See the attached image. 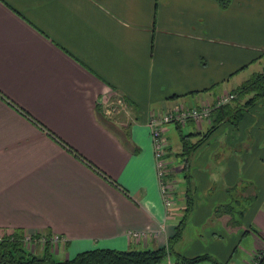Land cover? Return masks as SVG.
<instances>
[{"label":"crops","instance_id":"1","mask_svg":"<svg viewBox=\"0 0 264 264\" xmlns=\"http://www.w3.org/2000/svg\"><path fill=\"white\" fill-rule=\"evenodd\" d=\"M263 71L264 0H0V237L61 236L65 260L162 249L191 203L173 251L247 264L264 250V99L187 122L191 143L217 127L186 164L168 144L170 209L147 122Z\"/></svg>","mask_w":264,"mask_h":264},{"label":"trees","instance_id":"2","mask_svg":"<svg viewBox=\"0 0 264 264\" xmlns=\"http://www.w3.org/2000/svg\"><path fill=\"white\" fill-rule=\"evenodd\" d=\"M235 93L236 98L232 102L239 101L247 95H252L251 98L247 100L246 106H251L257 101L264 99V71L262 73H257L249 78L238 89H236ZM223 107L224 106L214 109L211 116H213V114L215 113H221ZM176 126L177 129L180 130V126ZM216 127V124L212 126V128L196 143H191L189 141V136L180 134V143L182 149L181 156L185 164L192 153L206 141L209 134ZM75 155L78 156L77 153ZM78 157L81 159L80 156ZM88 165L91 164L88 163ZM93 169L95 170V168ZM98 173L102 175V177L106 178V176H104L101 172ZM190 211L191 203H188L184 217L180 220L175 228L174 236L171 237L167 242V248L156 250L132 249L126 251L98 248L80 252L71 259L58 261L55 259L54 250L48 244L43 247H37L40 248L39 250H37V252H31L26 247V244L24 242L25 234L22 232H15L11 235L1 237L0 264H161L168 256H172L175 259L176 264H199L202 262H209L210 264H220L207 255L186 258L184 256L176 254L173 251L172 247L181 238L185 220ZM41 236L49 237L50 234H36L31 236V238L37 239ZM263 260L264 253L260 264H262Z\"/></svg>","mask_w":264,"mask_h":264},{"label":"built area","instance_id":"3","mask_svg":"<svg viewBox=\"0 0 264 264\" xmlns=\"http://www.w3.org/2000/svg\"><path fill=\"white\" fill-rule=\"evenodd\" d=\"M236 94L228 93L219 96L215 103L211 106H201V107H191L185 108L181 107L176 110L165 112L162 114H151L149 116L147 127L149 129L152 152L154 158V165L156 171V178L159 187L160 196L162 199L163 206L165 209H170L173 205V200H171L169 185L165 180L167 175V167L164 162L165 150L167 143L164 137V129L169 124H175L180 127L185 126L187 122L202 123L204 121H210L211 114L214 109L225 106L235 100ZM104 113L106 115L118 114L114 107L105 106ZM127 237L129 239L143 240L146 241L148 234L145 232H128ZM1 241V237H0ZM24 242L29 247L30 245L36 247H43L48 244L53 250H57L60 245L64 244V239L58 235H50L49 237L41 236L37 239L31 238L30 235H25ZM264 250H256L251 256L247 264H260L263 257Z\"/></svg>","mask_w":264,"mask_h":264},{"label":"rangeland","instance_id":"4","mask_svg":"<svg viewBox=\"0 0 264 264\" xmlns=\"http://www.w3.org/2000/svg\"><path fill=\"white\" fill-rule=\"evenodd\" d=\"M113 103H116V101H112ZM111 103V104H113ZM111 104H107L105 105L106 107L107 106H111V107H114L117 111H120L119 114H111V115H107L108 118H117L116 120H118V123H123V121L125 120V105H121V104H114V105H111ZM110 119V120H111ZM128 122V120H127ZM205 122V121H204ZM206 123V122H205ZM185 126H182L180 127V130H178L176 127H175V124H169V129L171 130V132L166 136L167 138V146H166V150H165V156H164V162L167 164L166 167H167V175L165 177V180L168 182L167 184L169 185V190H170V195L171 196V200L174 199V192H175V189H176V185L175 183L172 181V179L170 178L169 176V171H168V161H167V155H168V144L170 145V147L172 148V150H174V147L176 146V144L179 143L180 141V134L182 135H185L188 133V129L187 128H184ZM180 131V132H179ZM200 139V138H199ZM196 143V142H195ZM181 163V160L178 159L177 162L175 163L176 166L179 165ZM179 177L181 178L182 175L179 174ZM173 203H174V200H173ZM26 244V243H25ZM26 247L31 251V252H37V250H39L40 248H37L36 246H33V245H30L29 247L26 245ZM58 250V248H57ZM57 250H54V253H56ZM60 251V249H59ZM59 252L56 253L55 255V259L58 260V261H63L65 260V256H64V253H62L60 251V254H58ZM239 256H241V253H238ZM76 255V254H75Z\"/></svg>","mask_w":264,"mask_h":264}]
</instances>
